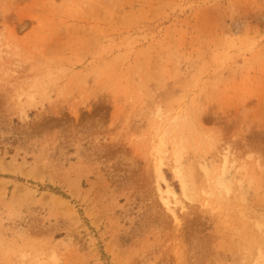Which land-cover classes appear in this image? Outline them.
Instances as JSON below:
<instances>
[{"label":"rangeland","instance_id":"374dc122","mask_svg":"<svg viewBox=\"0 0 264 264\" xmlns=\"http://www.w3.org/2000/svg\"><path fill=\"white\" fill-rule=\"evenodd\" d=\"M0 264H264V0H0Z\"/></svg>","mask_w":264,"mask_h":264},{"label":"bare ground","instance_id":"6f19581e","mask_svg":"<svg viewBox=\"0 0 264 264\" xmlns=\"http://www.w3.org/2000/svg\"><path fill=\"white\" fill-rule=\"evenodd\" d=\"M225 161H226V159L224 158V160H223V168H224V166H225ZM160 166H161V159H159L158 160V164L156 165V167H155V170H157V172L160 174ZM178 173V171L177 170H175V173ZM179 174V173H178ZM161 175V174H160ZM161 177H162V175H161ZM163 178V177H162ZM166 190V189H165ZM166 192H168V193H170L171 192V190H169V189H167V191ZM173 195H175L173 192H171ZM162 199V198H161ZM163 200V199H162ZM163 203H164V205H165V208H166V210H168L172 215H174V207H173V204L174 203H177V200H174L173 202H170V200L169 199H164L163 200Z\"/></svg>","mask_w":264,"mask_h":264}]
</instances>
